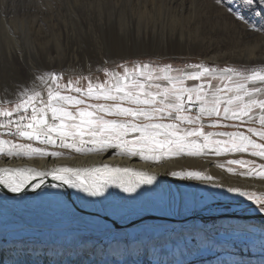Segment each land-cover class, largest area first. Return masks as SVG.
Returning <instances> with one entry per match:
<instances>
[{
	"label": "snow or ice",
	"instance_id": "snow-or-ice-1",
	"mask_svg": "<svg viewBox=\"0 0 264 264\" xmlns=\"http://www.w3.org/2000/svg\"><path fill=\"white\" fill-rule=\"evenodd\" d=\"M214 3L244 31L264 38V24L254 23L243 11L234 8V0H214ZM243 5L253 16L264 17V0H243ZM8 7L4 5L6 27L0 52L3 81L0 158L62 160L79 155L101 159L90 166L35 167L5 163L0 166V188L21 199L29 191L60 197L62 193H49L46 189L76 190L83 194L79 197L80 206L74 210L81 216L92 215L85 212L88 204L105 203L118 195L111 189L125 194L119 197L117 213L103 217L108 225L106 234L114 237L110 243H105L102 237L95 240L84 235L74 237L78 257L92 248L99 249L100 258L87 264H108L105 257L111 258V264H131L133 258L147 256L149 250L153 256L163 255L164 252L158 251L161 248L158 241L169 235L184 237L185 241L191 238L192 247L187 242L181 246L176 240L170 241L173 255L193 257L187 264H206L208 258L202 253L218 247L239 249L234 240L220 238L222 232L231 233L239 227L225 221L243 218L229 211L230 204L182 202L177 206L171 199L159 204L150 198L158 185L159 173L108 163L105 157L162 165L185 157L234 156L211 162L229 174L264 185V58L255 64L246 61L223 66L203 60L189 63L188 57L157 56L147 61L113 59L108 30L115 23V15L108 9L115 6L96 0L59 4L56 0H37L24 7L40 12L38 20L46 31H51L52 26L45 17L59 24L61 32L55 46L61 62L66 59L64 33L70 44L76 42L78 50L85 54V61L90 48L104 50L100 67L93 68L91 63L80 67H50L53 58L41 61L40 46L29 30L32 25L20 28L10 24ZM81 13L92 22L85 23ZM186 32L182 23L173 21L157 40L160 46H166L169 39L183 45L193 35H200L199 31L187 35ZM117 35L122 40L126 37L123 17ZM257 52L264 57V42L258 48L254 41H249L245 46L246 57L250 59ZM163 59H182L185 63L183 67H174L172 63L157 62ZM189 81L194 83L189 85ZM165 174L240 197L234 203L246 201L249 207L255 206L257 212L264 214V190L232 185L205 168H170ZM49 177L54 183L48 181ZM133 230H138L137 236L141 231L151 230L154 242L144 245L130 239ZM27 251L31 258L26 264H63L58 251L36 248ZM239 255L243 256V251ZM74 264L84 262L78 259ZM157 264L165 262L159 260Z\"/></svg>",
	"mask_w": 264,
	"mask_h": 264
},
{
	"label": "rangeland",
	"instance_id": "rangeland-1",
	"mask_svg": "<svg viewBox=\"0 0 264 264\" xmlns=\"http://www.w3.org/2000/svg\"><path fill=\"white\" fill-rule=\"evenodd\" d=\"M0 2V52L3 50L2 38L4 28L6 27L4 23V5L8 4L7 17L10 24L20 28H23L26 24L32 25L29 30L32 33L34 42L40 46L41 61L47 62L46 58L51 57L53 59L49 66L56 68L80 67L86 63H91L93 68L101 66L104 50H93L90 48L87 53V61H85V54L78 50L76 42L69 43L67 33H64L63 37L66 59L61 62L57 56L55 46V39L61 32L59 24H54L49 17H45L48 24L52 26L51 31H46L38 20L40 12H32L31 10H26L24 7L27 4L37 2V0H0ZM56 2L58 4L75 3L85 2V0H56ZM88 2H92V0H88ZM96 2L115 6L113 9H108V11L115 15V23L108 30V44L113 59L119 60L122 57H126L147 61L149 58L155 59L157 56L188 57L187 62L189 63L203 60L223 66L224 64L239 65L246 61L250 64H255L261 58H264L260 56L259 52L254 53L250 59L245 55V46L249 41H254L259 48L261 43L264 42V38L253 36L244 31L243 27L229 18L223 9L215 6L214 0H96ZM13 5H15V8L12 7ZM232 6L243 11L254 23L264 24V17L253 16L244 7L243 0H234ZM81 16L85 23L92 22L83 13H81ZM121 17L124 18L126 30V37L123 40L117 35ZM173 21L183 24L187 30L186 35L197 31H199L200 35H193L191 41H186L183 45L172 42L169 39L166 46H160L157 38L164 35V30L169 29ZM21 35H23V32H21ZM141 35L143 39L140 38ZM225 52L228 53L227 56L220 55V53ZM157 62L161 64L172 63L174 67H183L185 63L182 59H163ZM98 75L100 74L98 73ZM100 78L103 79V76L100 75ZM2 83L3 81L0 80V84ZM188 83L190 85V81ZM185 158L188 160V163L177 165L174 170H179L180 167L205 168L211 173L212 167L221 169L215 167L211 161L222 162L226 158L235 157ZM0 160L5 159L0 158ZM12 160L27 159L13 158L10 161ZM178 180L179 178L171 176L165 181L166 184L160 186L161 188H159V185L157 186L158 188L155 186V192L151 194L150 198L159 204H166L171 199L175 201L177 206L182 202L195 205L205 203L212 205L230 204L229 211L232 210V212H236L242 216H264V214L256 211L255 206L249 207L246 201L243 204L234 203V201L241 200L242 198L221 193L219 190L208 188L196 181H185V183L188 186L196 184L200 191L198 193L190 191V193L186 194L185 190L179 185L180 182ZM2 198H9L4 201H11L10 199L13 202L19 201L9 196ZM38 200H40L39 202H43L42 197ZM202 214L206 215L207 213ZM39 216L43 218L42 215ZM176 218L181 219V217ZM225 222H234L237 225H241L239 230L231 233L222 232L220 234L221 239L234 240L239 245V249L236 247H218L210 252H204L202 255L208 258L206 264H235L239 260L245 261V264H264V217H256L254 220L238 219ZM14 224L13 222L0 226V244L11 245L10 247L19 249L17 256H19L20 261H18V264H26L31 258L29 253H27V250L31 248L58 251L60 253L58 259L63 264H74L78 259L83 262L85 261L84 264H87L91 258L93 261L100 258L99 249L92 248L90 252H85L78 257L77 244L74 242V237L84 235L85 238L90 240L102 237L105 243H110L111 239H114V237H109L106 232L95 234L87 230L85 232L78 231L73 233L62 231L59 234L53 232L48 235L41 230L29 228L19 230L14 227ZM246 228H248L247 231ZM137 231L133 230V235L129 238L144 245H151L154 242L151 230L141 231L138 236L136 235ZM171 240L178 241L181 246L187 242V246L192 247L190 237L185 241L184 237L169 235L158 241L161 245L158 251H162L165 254L153 256L152 251L149 250L150 255L146 262H142L139 257L138 259L133 258L131 264H148V261H152V264H157L159 260H163L165 264H187L188 260L193 259L191 256L181 257L178 254L173 255ZM21 249H24V251H21ZM239 251H243V256L239 255ZM22 256L24 259H22ZM105 260L108 261V264H111L110 257H105Z\"/></svg>",
	"mask_w": 264,
	"mask_h": 264
},
{
	"label": "bare ground",
	"instance_id": "bare-ground-1",
	"mask_svg": "<svg viewBox=\"0 0 264 264\" xmlns=\"http://www.w3.org/2000/svg\"><path fill=\"white\" fill-rule=\"evenodd\" d=\"M100 159L101 157L99 156L77 155L75 159L12 160L10 162L8 161L7 163L16 166L27 165V166H35V167H42L44 165H47V167H52L53 165L90 166L92 164L98 163ZM105 160L108 163L128 164L136 168H144L159 173L158 175L159 188H161L160 186L166 184L165 181H167L168 178L171 177L165 174L168 169L171 168L174 170V168L177 165L188 163V160L186 158H182L180 160L166 161L162 165L144 164L138 161L137 159L128 160L127 158H120V157H115L111 160H108L107 157H105ZM5 163H6L5 160H0V166H4ZM211 171H212L211 173L216 175L218 178H222L224 182L230 183L232 185L250 186L249 190H256V191L264 190V185H262L259 181H251L246 178L233 176L226 173V171L218 168L212 167ZM48 181L50 183H54L53 181H51L50 177L48 178ZM178 181L180 182L179 185L182 187V189L185 190L186 194L190 193V191L191 192L196 191L197 193L200 191L198 189V186H196V184L194 186L193 185L188 186V184L185 183L184 180L179 179ZM158 185H156V187ZM46 191L49 193L60 192L62 193V195L60 197L44 196L42 194L33 193L29 191L27 196L21 199L20 196H16L14 194L8 193L7 191L0 188V226L6 223L10 224L14 222L16 224V225L14 224V227L18 228L19 230L25 228H29L33 230L34 229L41 230L47 233L48 235L52 234L53 232L59 234L62 231H65L66 233L67 232L73 233L78 231L85 232L86 230L98 234L101 232H105V229L108 227L103 217L109 214H113V215L116 214L118 211L119 197L125 195L123 193H120L119 190L117 189H111L110 191L114 193H118V195L110 198V200L105 203L88 204L86 206L87 208H85V212L91 213L92 215L81 216L80 214L75 213L74 210H76L80 206L81 201L79 197L82 196L83 194L78 193L76 190H71V189H67V190L46 189ZM6 196L13 197L14 199H18L19 201L13 202L12 199H10L11 201H4L5 199H9V198H5V199L2 198ZM40 197L43 198V202H39L40 200L38 199ZM28 207H33V208H28ZM39 215H42L43 218L40 217ZM39 218L42 219L38 220ZM164 222L165 221H163L162 223ZM224 223L237 225L234 222H224ZM237 226L239 227L236 230H239L241 225H237ZM247 230L248 228H246V231ZM10 246L5 244H0V263L8 264V263H13L14 261L16 262L20 261L19 256H17L19 249ZM149 255L150 252L147 256H141L140 260L142 262H146L147 259L149 258ZM22 259H24L23 256ZM89 260H93V259L91 258Z\"/></svg>",
	"mask_w": 264,
	"mask_h": 264
},
{
	"label": "water",
	"instance_id": "water-1",
	"mask_svg": "<svg viewBox=\"0 0 264 264\" xmlns=\"http://www.w3.org/2000/svg\"><path fill=\"white\" fill-rule=\"evenodd\" d=\"M6 162H8V161H6ZM231 212H232V210H230ZM236 213V212H235ZM202 215H205V214H202ZM207 215V214H206ZM239 216H241V217H243L242 218V220H254V219H256V217L257 218H261V217H264V216H262V215H258V216H256V217H253V216H242V215H240V214H238ZM176 220H180V219H177V218H175ZM158 222H163V221H158Z\"/></svg>",
	"mask_w": 264,
	"mask_h": 264
},
{
	"label": "crops",
	"instance_id": "crops-1",
	"mask_svg": "<svg viewBox=\"0 0 264 264\" xmlns=\"http://www.w3.org/2000/svg\"><path fill=\"white\" fill-rule=\"evenodd\" d=\"M192 83H194V82H191V81H190V85H191ZM206 130H207V129H206ZM231 157H234V156H231ZM226 159H227V158H226Z\"/></svg>",
	"mask_w": 264,
	"mask_h": 264
},
{
	"label": "built area",
	"instance_id": "built-area-1",
	"mask_svg": "<svg viewBox=\"0 0 264 264\" xmlns=\"http://www.w3.org/2000/svg\"><path fill=\"white\" fill-rule=\"evenodd\" d=\"M6 138V137H5Z\"/></svg>",
	"mask_w": 264,
	"mask_h": 264
}]
</instances>
